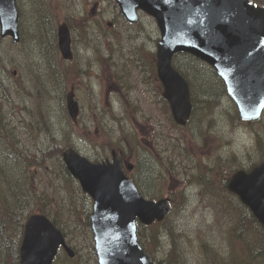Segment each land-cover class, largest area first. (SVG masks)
Returning a JSON list of instances; mask_svg holds the SVG:
<instances>
[{
	"label": "rangeland",
	"instance_id": "374dc122",
	"mask_svg": "<svg viewBox=\"0 0 264 264\" xmlns=\"http://www.w3.org/2000/svg\"><path fill=\"white\" fill-rule=\"evenodd\" d=\"M252 1L264 7V0ZM46 2L17 0L22 41L14 44L9 38L0 39V135L14 141L29 160L35 193L77 254L72 262L60 252L55 264H97L82 217L84 204L89 213L91 202L83 198L75 182L64 180L57 159L43 155L49 147V133L57 136L63 129L74 148L91 161L110 157L107 143L126 133L125 144L137 150L132 157L125 149L124 158L136 166L133 174L143 193L167 197L173 207L174 199L180 202L170 216L177 230L179 264H208L202 244L228 252L232 238H228L226 218L216 205H224L232 197L221 190L219 181L226 176L228 164L245 171L264 161V114L254 123L241 122L216 74L203 62L178 55L174 60L191 81L193 113L189 123L177 129L155 77L154 54L160 34L153 18L140 13L138 22L131 24L115 0ZM43 4L52 22L47 23L43 16ZM64 22L72 33L73 57L69 61L59 53L52 54L49 46V38L54 37L57 44L56 30ZM45 27L48 34H44ZM68 94L80 110L69 123ZM217 158L223 160L221 168H216ZM208 168L214 169L207 174ZM209 181L215 185L213 191L206 189ZM69 203L77 207L73 216ZM222 212H226L224 207ZM139 233L155 260L169 256L168 239L155 248L146 240L148 230L140 228ZM240 248L236 243L233 257H246Z\"/></svg>",
	"mask_w": 264,
	"mask_h": 264
},
{
	"label": "water",
	"instance_id": "95a60500",
	"mask_svg": "<svg viewBox=\"0 0 264 264\" xmlns=\"http://www.w3.org/2000/svg\"><path fill=\"white\" fill-rule=\"evenodd\" d=\"M127 21L138 20L141 10L157 23V74L170 104L174 121L184 126L192 106L186 81L172 67L177 53L190 54L214 68L243 121L260 117L264 108V9L248 0H116ZM16 0H0V38L19 42ZM58 49L63 59L72 57L70 32L57 28ZM68 114L75 118L78 105L66 99ZM63 161L83 192L93 200L89 217L98 264H155L136 236V220L143 225L162 221L169 211L166 199H144L113 162L94 164L73 149ZM227 189L236 194L264 230V162L249 172H235ZM74 253L50 220L42 214L29 216L20 246V264H52L59 247ZM164 264V263H156Z\"/></svg>",
	"mask_w": 264,
	"mask_h": 264
},
{
	"label": "trees",
	"instance_id": "16d2710c",
	"mask_svg": "<svg viewBox=\"0 0 264 264\" xmlns=\"http://www.w3.org/2000/svg\"><path fill=\"white\" fill-rule=\"evenodd\" d=\"M50 2L51 0H48V2L44 4L49 5ZM44 4L41 10L43 16L47 20V23L52 22L49 15L45 12ZM43 29L44 34H48L46 27ZM49 40L51 53L58 54L54 37L52 40L49 38ZM43 44L45 45V43ZM178 55H175L174 58L178 57ZM173 66L185 77L188 83H191L186 73L178 66L177 61L173 60ZM206 67L212 71L211 68L208 66ZM60 83L61 82L58 84L59 88L61 87ZM66 120L69 123L68 116H66ZM108 133L109 132H107V134ZM69 138L70 136L65 129L57 136H53L49 133V147L43 152L44 157L48 159H57L59 161L65 181L72 180L61 160L63 150L72 146ZM61 144L63 145L61 146ZM258 144L261 148L260 141H258ZM107 145L108 147H122V144H116L113 140L109 141ZM0 149L2 150L0 153V264H19V247L26 219L35 212H40L47 216L50 215L46 213L45 204L42 203L41 198L35 193L34 187L31 184L33 181V174L29 172L30 162L27 157L21 155L14 141H8L7 135L4 139L0 140ZM130 150H134L133 154L135 157L136 150L134 145H131ZM104 151H106V147ZM217 161L218 166L216 165V168H221V164L219 163H222L223 160L217 158ZM213 169L214 168H208L207 174ZM235 170L237 169L232 168L231 165L228 164L224 171L226 176L219 181L221 190L231 196L232 199L229 200V198H226L227 202H225L224 205H216L218 212L226 218V224L229 228L226 229V233L228 238H232V248L228 252H223L220 249L213 250L209 248L207 244H202L205 259H208V264H264V232L262 227L239 200L226 190L227 180ZM214 187L215 185L212 181L206 183V189H209L208 191H211ZM218 190L221 191L220 189ZM216 193L220 194V192ZM173 203L174 207L172 210L180 204V202L175 199ZM223 207L226 209L225 213L222 212ZM69 211H71L70 215L73 216L77 211L76 205L69 203ZM85 214H88V212ZM170 216L171 212L163 222L156 223L150 227L142 226V228L149 231L146 240L149 242L150 246L153 245L155 248H160L162 247L163 241L168 239L171 247L170 254L168 257L162 259L167 263L179 264L180 249L176 242L177 230L172 226ZM52 221L54 224L58 225V222L53 217ZM167 222H170V224L167 225ZM85 225H87V222ZM138 235L143 249L148 253L150 258H154L153 252H148L145 245L142 243V233H138ZM198 238L201 240L200 236H198ZM236 243L241 245L239 250L242 251L244 249L246 251L245 258L240 259L237 258V256L233 257V249Z\"/></svg>",
	"mask_w": 264,
	"mask_h": 264
},
{
	"label": "flooded vegetation",
	"instance_id": "af4514ba",
	"mask_svg": "<svg viewBox=\"0 0 264 264\" xmlns=\"http://www.w3.org/2000/svg\"><path fill=\"white\" fill-rule=\"evenodd\" d=\"M254 5H256V4H254ZM156 81H157V79H156ZM157 82H158V81H157ZM158 85H159V87H160V90H161V85H160V83H159V82H158ZM121 164H122V165H124V162H123L122 160H121ZM122 165H121V166H122Z\"/></svg>",
	"mask_w": 264,
	"mask_h": 264
}]
</instances>
